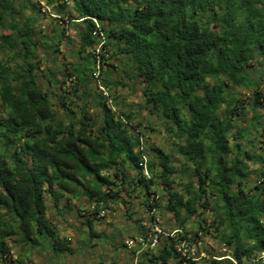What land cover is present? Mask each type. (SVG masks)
Wrapping results in <instances>:
<instances>
[{"label": "trees", "instance_id": "trees-1", "mask_svg": "<svg viewBox=\"0 0 264 264\" xmlns=\"http://www.w3.org/2000/svg\"><path fill=\"white\" fill-rule=\"evenodd\" d=\"M29 1L14 6V0H0V261L10 250L7 240L13 235L16 242L30 246L44 236L54 253L70 252L48 211L64 214L73 205L71 200L80 195L87 204L96 203V208L108 199L117 203V192L125 189L129 195L131 186L141 188L146 206L159 207L163 197L164 211L176 219L185 235L189 232L183 225L188 220L193 223L210 207L212 225L223 230L227 222L233 229L231 235L223 231L220 241L240 264L263 251L264 181L259 178L264 177V146L263 151L253 153L242 142L248 137L255 145L256 139L238 123L246 120V108L236 89L249 90L251 108L263 105L264 90L259 89L263 77L251 80L247 75L264 62V14L249 7L251 0H71L70 11L67 0H44L73 26L79 37L78 59L70 64L68 73L47 67V72L39 74L35 73L39 65L32 61L34 53L46 45L57 50L66 28H53V36L42 35V41L31 15L23 13L26 9L40 11L36 1ZM79 17L85 19L71 23ZM104 23L127 26L105 31L100 27ZM79 24L87 30L82 31ZM95 29L108 42L124 43L118 51L130 56L125 61L129 72H125L141 83V95L150 112L172 128L176 153L196 176L193 184L173 188L176 169L171 153L146 143L144 128L139 125H130L135 136L130 135L107 102L97 104L106 116L98 132L103 134L104 144L114 153L123 152V160L130 165L111 172V178L106 173L117 161L96 159L100 153L97 141L90 138L93 130L87 129L88 136H74L71 119L66 133L63 121L56 120L53 101L60 112L74 118L75 107L80 110L75 100L83 95L91 101L97 93L89 87L90 79L98 62L101 65L107 59L110 44L103 43V52L96 53L98 37L91 35ZM109 72L108 67L101 70L100 81L106 82ZM68 74L75 83L66 90L62 83ZM51 85L60 90H48ZM108 113L113 115L108 117ZM94 115L85 111L82 126ZM249 122L263 141L261 114L252 115ZM231 128L235 130L230 136ZM62 133L67 138L60 143L56 137ZM180 136L187 146H177ZM141 143L145 146L137 150ZM142 155L146 156L148 176L139 165ZM153 167H159L165 177L159 182L164 190L158 194L154 187L159 183L150 175ZM252 172L259 182L248 187ZM91 221L92 216L82 221L89 233ZM203 222L199 221L200 228ZM137 227L142 230L141 225ZM173 243V238H164L148 261L181 264Z\"/></svg>", "mask_w": 264, "mask_h": 264}, {"label": "rangeland", "instance_id": "rangeland-1", "mask_svg": "<svg viewBox=\"0 0 264 264\" xmlns=\"http://www.w3.org/2000/svg\"><path fill=\"white\" fill-rule=\"evenodd\" d=\"M25 0H14V6L20 5ZM30 1H36V4H39L40 11L35 13H30L28 9L23 11V13L27 15H31V19L33 20V25L36 29L37 35L41 37V40L44 41L45 39L42 38V35H49L53 36L54 29L59 28H66L65 35L62 36L61 40L58 44V49L52 51L51 48H48L46 46H42L37 49V51L34 53L36 57L33 58V62H35L37 65H39V69L35 70V73H44L47 72L46 68L50 67L54 71H65L68 73L71 69L70 64L76 62L78 59V55L75 53V49L78 46L76 33L73 28L68 22L67 19L64 17L56 14L53 12L51 6L47 5L44 0H30ZM29 1V2H30ZM25 15L20 17L24 19ZM6 32V31H5ZM67 34V35H66ZM50 41L47 40V43ZM107 49L110 51V47L106 46ZM96 52V51H95ZM100 51H97L99 53ZM1 56V53H0ZM84 61V60H83ZM89 67H93L92 62H89ZM123 64L124 67H118V65ZM108 67L110 70L108 75L107 83H116L121 88H124L125 85L122 83L120 73H124V76L132 79L133 76H130L125 72H129V66L124 60H117L114 62L113 57L108 55L106 60H103V63L100 65L98 62V65H96V70L92 73V79H90L89 87L95 90H100L102 93V81H100V72L101 70L104 71V69ZM137 81L136 84L132 86V88L128 89L127 92L121 93V96L123 97L121 107L124 108H135L137 111V114L140 113H146L145 115H140V119L137 121V125L142 127L143 129V135L142 139L149 144L160 146L165 152H170L172 156V165L175 167L176 171L172 174V177L175 176L172 185L173 188H180L185 184H188L190 181H192V184L194 183V180L196 179V176L192 175L189 171V168L184 165V159L176 153L175 147L177 143L176 140H169V136L173 135L172 128L165 124L161 117H159L155 112H150V110L145 106V102L143 100V104L141 103L140 97H143L141 95V83L139 80L134 77ZM75 78L73 75L66 76L63 79L62 85L64 86L63 89L68 90L71 88V85L75 83ZM43 81V79H42ZM262 83H264V77L261 80ZM94 86V87H93ZM48 90H60V86L54 87L49 86L47 88ZM237 92L239 93V96L241 97V104L246 108V120L238 123L242 126L247 127L248 130H250V136L254 137L256 139L255 145H252L250 141L246 140L248 137H244L242 139V142H246L247 148L253 152H261L263 151L264 146V140H262L263 136H260L256 130L250 125V118L252 115H258L261 114L263 121H264V103L259 108L253 109L249 106V96L247 92H249L248 89L237 87ZM259 89L261 88V85L259 86ZM264 90V89H262ZM53 108H58L59 105H57L56 101ZM76 112L78 111V108L75 107ZM94 114V113H93ZM132 114V113H131ZM149 117L152 118L151 122L148 124H144L143 121L145 119H148ZM157 124L159 127H157ZM161 129H163V135L161 134ZM235 128H231L230 136L234 132ZM230 142L232 143L233 140L230 139ZM174 150V151H173ZM151 154V153H150ZM251 167H255L256 164L251 163V161H247ZM189 166V165H188ZM188 168V170L186 169ZM257 173H251L250 174V184L253 180L258 179L256 177ZM260 179V178H259ZM264 181V180H261ZM163 185L159 183L154 187V189L157 191V194L162 192L164 190ZM119 189V188H118ZM131 192L129 195L125 193L124 190H120L117 192L118 198L117 203L112 202V200H107L103 204L104 207L108 209L106 212V217L109 219L108 221H105V218H92L91 221V233H89L88 227L85 223H82L86 216L89 218L93 216L88 207L85 198L80 195L78 198L71 200L72 204L70 209H68L64 214H56L52 210L48 211V215L52 218L57 230L59 231H65L68 233V235H63L66 239V243L70 245L71 251L70 252H59L54 253L51 250L50 243L47 237H40V242L42 247L38 250L39 253H42L43 250H47V252H52V257L49 255L46 256L47 258H44L43 261L47 264H84L83 260H79L78 253H80V248L82 247L83 238L86 235L88 238V245L87 247L90 249H100L99 252H89V259L88 264H98L102 263L103 261L100 259H96V257H99L103 254V247L102 242L105 239H108L111 235L112 231L116 229L117 225H120L121 228L127 229L128 227H133L136 231H138V225L142 223V220L145 217L146 212V204H144V194L140 191L141 188H134L129 187ZM209 192V191H208ZM159 207H156V210L158 211V214L163 219V225H174L176 226V219L171 216L169 213L164 211L162 207V201L164 200L163 197H160ZM204 213H207L205 215ZM80 214H85L83 216V219H79L82 217ZM214 216L213 210L209 207L206 210L202 211L200 215H197L196 219L192 223L191 227H185V229L189 232L188 234L192 235L194 232H199L198 239H200V248L202 250H205L206 252H209V254H217V253H228L230 251L229 248H226L225 250H220L221 246L223 245V242L220 241V235L222 234L223 230L222 227L216 228L214 225H212L211 220ZM100 219V220H99ZM203 220V228H200L198 226L199 221ZM187 223V222H186ZM167 230V229H166ZM139 232V231H138ZM60 233V232H59ZM122 234V233H121ZM62 236V237H63ZM69 236L72 237V239H69ZM14 237L12 236L8 238V244L10 245V249H12V253L7 254L6 256H3V259L0 261V264H42V260L40 259L37 262H33L31 259V256L33 254L32 247L29 244H20L14 240ZM77 237H79V240H77ZM92 241H98L101 243H92ZM48 242V243H47ZM113 251H115V246L111 245ZM123 248V246H121ZM35 248V247H34ZM232 248V247H231ZM28 252V253H27ZM82 255V254H81ZM146 253L143 255L145 256ZM153 255V254H152ZM149 256L148 258L152 257ZM28 257V260H27ZM209 262L207 264H213L211 261L210 256ZM140 264V261H138ZM112 264H116V261H113ZM148 264H152V262L148 261Z\"/></svg>", "mask_w": 264, "mask_h": 264}, {"label": "clouds", "instance_id": "clouds-1", "mask_svg": "<svg viewBox=\"0 0 264 264\" xmlns=\"http://www.w3.org/2000/svg\"><path fill=\"white\" fill-rule=\"evenodd\" d=\"M239 3V0H237ZM67 3L69 5V8L67 11L71 10V0H67ZM250 8H257L259 11L264 14V0H251V4L249 5ZM84 17H79L77 21H72V24L79 23L80 20H84ZM88 19H92L91 17H88ZM127 25H117V24H107L104 23L100 25L105 31L109 28H113L118 30L120 27H126ZM79 27L82 31L87 30L86 25L79 24ZM96 30H92L91 35L93 38L96 37ZM79 37H77L78 39ZM102 43H109L110 44V51H108V55L113 57L114 62L117 60H124L128 61L130 59L129 55H123L118 51V48H124L125 45L121 41L119 43L112 41L108 42L104 39L103 35L99 39L96 47L99 51V44ZM255 63V61H253ZM125 65L120 64L118 67H124ZM248 77L251 80H256L260 77H264V62L260 63L259 67H256L252 69L250 72H248ZM122 83L125 85L124 88H121L116 83L108 84L107 82L102 83V94L101 91L98 90L97 93L93 94V98L91 101H88L86 97L83 95L80 99L75 100V104L79 106V111L76 112L74 118H69L66 116L65 113L60 112L58 108L55 109V111L58 113L56 116V120L63 121V127L65 133L67 132V125L69 123V119H71V122L74 126V136H88L89 133L87 129L91 128L93 130L94 135L90 138L97 141L96 147L99 148V156L96 157L97 160L103 159V160H115L117 161L116 166H110L108 168V172L106 174L109 175L111 178V172L113 171H122L123 169H128L130 165L127 161L123 160V152L114 153L111 148H108L106 144H104V136L103 134L98 132V128L102 126L103 120L106 118L105 114L103 113V110L101 108L97 107L98 103H104L107 102L109 107L115 109V116L117 120L123 121L121 124V127L125 128L127 132L135 136V132L132 130L130 125H137V121L140 119V115H145L146 113H140L137 114V111L135 108H124L121 107L123 97L121 96V93L127 92L128 89L132 88L134 84L137 83L135 78L129 79L124 76V73H120ZM84 87V86H81ZM94 87V86H93ZM261 88L264 89V83H261ZM141 103L143 104L144 97H140ZM54 103V101H53ZM86 104H90L91 107H86ZM72 104H69V107H72ZM221 108L225 107V105H221ZM85 111H89L90 113H95L94 116H92L91 122L84 123L82 126V117L83 113ZM128 113H132V115L128 116ZM113 113H108L107 116H112ZM125 116H127V119H125ZM152 118L149 117L148 119H145L143 121L144 124H148L151 122ZM50 122V121H49ZM157 127L159 125L157 124ZM2 131V129H0ZM55 131V129L53 130ZM161 134L163 135V129H161ZM52 135V133H50ZM74 136L72 137L74 139ZM67 138L64 133L61 134V136H57L56 139L60 141V143H63V140ZM177 137L175 135H170L169 140H176ZM145 145L141 143L139 147H144ZM177 146H187L185 142V137L180 136L178 140ZM174 151V150H173ZM122 162V163H121ZM163 164H168V160H162ZM186 167L191 169V166L186 165ZM161 169L159 167H153L152 172L150 175L153 176L154 179L157 180V183L164 180L165 177L160 175ZM173 179L176 177L173 176ZM260 180H264V177H260ZM258 180H253L252 183H258ZM117 184L119 185V181H117ZM248 187H251V184L248 185ZM163 203V201H162ZM207 215V213H204ZM146 227H153L152 225H149L147 220L143 222ZM184 227H191L192 226V220H188ZM167 229V230H165ZM179 227H175L174 225H163L161 228V231H163V235L167 236L170 233L174 231H179ZM223 231L227 232L229 235H231L233 229L227 226V222H225V225L223 226ZM122 233V234H121ZM64 235H68L67 232L64 233ZM69 239H72L71 236H69ZM77 240H79V237H77ZM151 241V243L149 242ZM240 241L243 242V235L240 236ZM89 241L87 236L85 235L82 242V247L80 248V253H78L79 260H83L84 264H88L89 259V252H99L100 249H90L87 247ZM92 243H101L98 241H92ZM126 244L127 248H122L121 244ZM111 245L115 246V251H113ZM161 243L156 242L153 235L148 234L145 238L141 235L140 232H137L133 227H128L127 229L121 228L120 225L116 226V229L112 231L111 235L108 239L103 240L102 247H103V254L99 257H96V259H100L103 261V264H112L113 261H116V264H137V261H140V264H148V257L151 256L153 253H157L158 249L161 247ZM182 246V245H181ZM141 253H146L144 257H141ZM82 254V255H81ZM261 257H264V253L260 254ZM231 259V257H229ZM243 259V258H242ZM250 259V258H249ZM152 264H160L159 260L152 261ZM232 264H237L235 260L232 261ZM245 264H248V261L245 260ZM261 264H264V260L261 261Z\"/></svg>", "mask_w": 264, "mask_h": 264}, {"label": "built area", "instance_id": "built-area-1", "mask_svg": "<svg viewBox=\"0 0 264 264\" xmlns=\"http://www.w3.org/2000/svg\"><path fill=\"white\" fill-rule=\"evenodd\" d=\"M96 30V29H95ZM98 41L101 38V33L98 34V30L96 31ZM103 44V43H102ZM102 44H99V51L102 48ZM95 51L97 53V47L95 48ZM106 55V53L104 52ZM146 156L142 155V159L139 162V165L142 167V172L146 176L149 175L147 169H146ZM96 203L92 202L87 205L90 213L95 218H105V221H108L109 219L106 217V212L108 209L104 206H99L98 208L95 207ZM145 217L142 220L141 228L139 232L142 236L145 238L148 234H151L154 236L155 241L161 243L164 238H173L174 243L173 246L175 250L178 253L179 261L181 264H207L209 262V257L211 259H214L219 262V264H232V261L235 260L237 264H240L236 258H234L229 252L228 253H217V254H209V252H206L205 250H202L200 248V239H198L199 232H194L192 235L184 234V231L181 227L179 231H174L170 233L167 236L163 235V231H161L163 219L158 214V211L156 210V207H146ZM145 220H147L149 225H152L153 227H146V225L143 223ZM262 225L264 227V220L262 222ZM166 230V229H165ZM138 232V231H137ZM151 243V241H149ZM123 244V243H122ZM182 245V246H181ZM123 248H127L126 244L122 245ZM227 247L223 243L220 250H225ZM12 253V249L8 251V253H5L4 256L7 254ZM264 253V250L259 252L258 254L254 255L250 260H248V264H261V261L264 260V257H261L260 254ZM231 257V259H229Z\"/></svg>", "mask_w": 264, "mask_h": 264}, {"label": "crops", "instance_id": "crops-1", "mask_svg": "<svg viewBox=\"0 0 264 264\" xmlns=\"http://www.w3.org/2000/svg\"><path fill=\"white\" fill-rule=\"evenodd\" d=\"M66 214V213H65ZM79 219H83V216L82 217H80ZM100 220V219H99ZM60 232V233H59ZM64 233H65V231H59L58 230V234L60 235V236H63L64 235ZM64 237V236H63ZM48 243V242H47ZM33 249H32V251L31 252H33V254H32V256H31V259H32V261L33 262H37V261H39L40 259L42 260V264H47V263H45L44 261H43V259L44 258H47L46 256H48L49 255V257L52 255V252H47V250L45 249V250H43L42 251V253H39L40 251L38 250L39 248H41L42 247V245H41V242H38L35 246H31ZM35 247V248H34ZM28 253V252H27ZM145 253H141V257H144L143 255H144ZM52 257V256H51ZM27 260H28V257H27ZM139 261V260H138ZM138 261H137V264H139L138 263Z\"/></svg>", "mask_w": 264, "mask_h": 264}]
</instances>
